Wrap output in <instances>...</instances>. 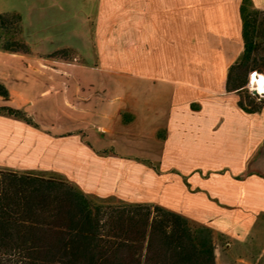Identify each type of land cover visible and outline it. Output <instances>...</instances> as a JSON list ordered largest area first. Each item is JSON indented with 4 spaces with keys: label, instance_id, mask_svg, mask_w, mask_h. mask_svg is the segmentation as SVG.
Wrapping results in <instances>:
<instances>
[{
    "label": "crops",
    "instance_id": "obj_1",
    "mask_svg": "<svg viewBox=\"0 0 264 264\" xmlns=\"http://www.w3.org/2000/svg\"><path fill=\"white\" fill-rule=\"evenodd\" d=\"M97 1L92 27L97 61L80 62V50L72 42L63 48H74L76 62L48 57L52 51L31 46L26 54L0 47V81L9 91L7 98L0 96V107L21 110L33 122L0 114V152L18 148L26 162L30 150L38 157L43 147L41 139H31L29 132L34 130L47 140L82 141L90 152L136 160L156 170L165 162L178 113L181 82L173 75L174 55H200L201 85L208 92L199 98L198 124L185 130L198 134L206 151L218 152L201 165L215 166L219 155L227 152L233 167L229 176L242 178L228 180L227 189L233 192L227 198L234 206L229 214L249 218L246 230L257 218L263 222L264 110L246 113L239 106V94L226 89L229 68L244 50L242 0ZM252 2L264 9L257 0ZM104 34L115 45L129 44L131 51L167 53L170 61L160 64L157 55L156 75L113 68L99 41ZM238 156L244 163L237 161ZM182 176L191 187L188 176Z\"/></svg>",
    "mask_w": 264,
    "mask_h": 264
},
{
    "label": "rangeland",
    "instance_id": "obj_2",
    "mask_svg": "<svg viewBox=\"0 0 264 264\" xmlns=\"http://www.w3.org/2000/svg\"><path fill=\"white\" fill-rule=\"evenodd\" d=\"M257 2L264 6V0ZM97 6V0H0V13L18 10L23 27L20 32L19 24H16L3 34L0 47L16 38L27 42L36 51L53 52L66 49L64 45L72 42L80 50V62L94 61L92 27ZM110 39L104 34L99 41L105 47L104 56L114 63L110 65L113 68L156 75L157 55L160 64L168 65L170 61L167 53L131 51L129 44L115 45ZM124 46L127 48L123 49ZM67 49L63 51L61 59L76 62L74 48ZM199 56L188 53L174 55L175 61L171 63L173 75L181 82L177 94L178 113L170 133L165 162L156 170L136 160L90 152L82 141L47 140L34 130L29 132L31 139H41L39 144L43 147L37 152L38 157H34L36 153L30 150L26 162L18 148H14L12 153L1 151L0 168L65 179L102 203L164 204L213 228L217 242V264H264V221L257 218L255 225L246 230L249 218L229 214L234 206L227 198V194L233 192L227 189L228 180L234 183L242 178H237V174L229 176L228 170H233V167L227 160L228 153L220 152L222 154L218 157L217 165L204 167L202 160L207 161L218 152L212 154L206 151L205 145L198 143V134L185 130L198 124V111L201 109L199 98L202 93L208 92L201 85L203 69ZM259 73L264 75V72ZM188 77L193 84L185 83ZM248 88L252 94L255 93L250 74ZM237 161L244 163L240 156ZM183 174L188 176L191 187L185 184ZM220 233L225 234L223 241L219 240Z\"/></svg>",
    "mask_w": 264,
    "mask_h": 264
},
{
    "label": "trees",
    "instance_id": "obj_3",
    "mask_svg": "<svg viewBox=\"0 0 264 264\" xmlns=\"http://www.w3.org/2000/svg\"><path fill=\"white\" fill-rule=\"evenodd\" d=\"M240 11L244 50L229 68L226 89L255 113L264 110V97L248 83L249 74L264 72V9L242 0ZM16 24L21 32L18 11L1 12L0 39ZM1 48L31 52L16 38ZM65 50L47 56L62 58ZM0 96H9L1 81ZM0 114L33 123L13 107H0ZM216 244L212 227L164 204L102 203L65 179L0 169V264H217Z\"/></svg>",
    "mask_w": 264,
    "mask_h": 264
},
{
    "label": "bare ground",
    "instance_id": "obj_4",
    "mask_svg": "<svg viewBox=\"0 0 264 264\" xmlns=\"http://www.w3.org/2000/svg\"><path fill=\"white\" fill-rule=\"evenodd\" d=\"M255 72L251 74V85L257 90V92L261 91L264 93V78L263 76L256 74L258 72Z\"/></svg>",
    "mask_w": 264,
    "mask_h": 264
},
{
    "label": "built area",
    "instance_id": "obj_5",
    "mask_svg": "<svg viewBox=\"0 0 264 264\" xmlns=\"http://www.w3.org/2000/svg\"><path fill=\"white\" fill-rule=\"evenodd\" d=\"M258 93H259V94H261V95H262V94H264V93H263V92H261V91H259Z\"/></svg>",
    "mask_w": 264,
    "mask_h": 264
},
{
    "label": "water",
    "instance_id": "obj_6",
    "mask_svg": "<svg viewBox=\"0 0 264 264\" xmlns=\"http://www.w3.org/2000/svg\"><path fill=\"white\" fill-rule=\"evenodd\" d=\"M255 93H258L256 89H254Z\"/></svg>",
    "mask_w": 264,
    "mask_h": 264
}]
</instances>
